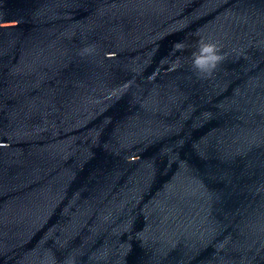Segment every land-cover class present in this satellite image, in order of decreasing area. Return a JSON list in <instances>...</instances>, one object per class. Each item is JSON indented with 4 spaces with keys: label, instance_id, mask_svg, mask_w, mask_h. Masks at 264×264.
<instances>
[{
    "label": "water",
    "instance_id": "obj_1",
    "mask_svg": "<svg viewBox=\"0 0 264 264\" xmlns=\"http://www.w3.org/2000/svg\"><path fill=\"white\" fill-rule=\"evenodd\" d=\"M0 264H264V0H0Z\"/></svg>",
    "mask_w": 264,
    "mask_h": 264
},
{
    "label": "clouds",
    "instance_id": "obj_2",
    "mask_svg": "<svg viewBox=\"0 0 264 264\" xmlns=\"http://www.w3.org/2000/svg\"><path fill=\"white\" fill-rule=\"evenodd\" d=\"M219 60L215 45L205 44L201 46L199 55L195 56L193 65L198 71L210 72Z\"/></svg>",
    "mask_w": 264,
    "mask_h": 264
}]
</instances>
